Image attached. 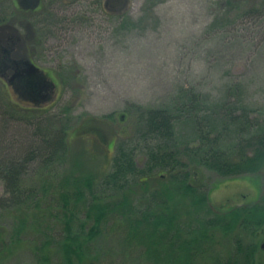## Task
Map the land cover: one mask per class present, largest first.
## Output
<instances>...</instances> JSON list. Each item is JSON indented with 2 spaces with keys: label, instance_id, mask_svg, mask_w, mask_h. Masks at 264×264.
<instances>
[{
  "label": "trees",
  "instance_id": "obj_1",
  "mask_svg": "<svg viewBox=\"0 0 264 264\" xmlns=\"http://www.w3.org/2000/svg\"><path fill=\"white\" fill-rule=\"evenodd\" d=\"M219 2L230 10L240 6L234 0ZM10 7L0 1V24L7 18L10 22ZM246 15H264V0ZM2 97L8 99L0 91V180L5 192L0 209L15 212V220L8 240L0 234V264L9 245L31 233L37 238L38 264H100L89 246L107 227L121 236L123 249L137 251L142 264H254L256 245L242 237L252 239L264 227V191L255 204L213 212L193 175L198 169L223 178L264 172V120L246 121L242 114L227 122L222 119L224 105L182 89L170 107L141 110L134 136L107 146L109 171L97 185L93 175L74 169L55 175L52 167L68 161V128L61 115L47 117L40 108L18 115L17 105ZM13 122L24 130L16 128L11 135ZM185 125L192 127L193 142L176 139V127ZM219 126L234 133L231 143L222 146ZM137 154L144 157L141 167ZM34 163L40 172L35 169L29 179ZM218 234L232 236L231 253L224 258L215 252Z\"/></svg>",
  "mask_w": 264,
  "mask_h": 264
},
{
  "label": "rangeland",
  "instance_id": "obj_2",
  "mask_svg": "<svg viewBox=\"0 0 264 264\" xmlns=\"http://www.w3.org/2000/svg\"><path fill=\"white\" fill-rule=\"evenodd\" d=\"M71 1H55L63 8L58 22L70 27V18L75 17L83 20L81 28L67 32L65 40L56 42L41 60L42 66L57 71L54 79L47 80L54 84L50 97L32 104L0 77V91L8 99L2 98L17 105L18 115L27 114L25 109L40 108L47 117L61 115L66 120L68 161L62 167H52L58 178L74 169L93 175L98 185L110 167L105 157L107 146L112 148L114 141L134 136L141 110L170 107L182 89H192L210 104L224 105L222 119L227 122L242 114L246 121L264 120V15H246L259 0H234L240 4L236 10L224 8L219 0H123L121 20L114 12L100 20L103 13L98 12L96 17L101 16L95 17L94 35L87 21L92 0L78 5ZM5 3L11 5L8 0ZM10 8L9 20L14 18L18 25L25 17L12 5ZM18 123L10 124L11 135L16 128L24 130ZM218 131L222 146L235 139L231 129L219 126ZM176 139L193 142L192 127H176ZM135 160L141 167L144 157L137 154ZM72 161L77 166H72ZM29 169V179L35 177V169L40 172L36 163ZM263 174L223 178L198 169L193 178L202 185L211 210L224 212L255 204L264 191ZM4 194L0 180V197ZM14 220L15 212L0 209V234L6 240ZM231 237L218 234L216 255L224 258L231 253ZM120 238L110 227L102 228L90 243L91 257L98 258L100 264H142L135 249H123ZM242 238L256 245L254 264H264V251L260 250L264 227L254 238ZM36 239L31 233L10 244L1 264H38Z\"/></svg>",
  "mask_w": 264,
  "mask_h": 264
},
{
  "label": "flooded vegetation",
  "instance_id": "obj_3",
  "mask_svg": "<svg viewBox=\"0 0 264 264\" xmlns=\"http://www.w3.org/2000/svg\"><path fill=\"white\" fill-rule=\"evenodd\" d=\"M55 1L9 0L13 10L20 11L25 19L17 23L19 26L14 18L9 23L0 24V77H5L14 91L35 105L50 97L54 84L47 80L54 79L57 72L42 66L41 60L48 57L56 42L65 40L67 32H77L76 28H81L79 22L83 21L70 18V27L59 23V13L63 12V8ZM81 1L71 2L78 5ZM124 11L123 0H92L87 11V21L91 26L89 32L94 35L98 12L103 13L100 20L104 16L106 20L112 12L118 14L121 20Z\"/></svg>",
  "mask_w": 264,
  "mask_h": 264
},
{
  "label": "water",
  "instance_id": "obj_4",
  "mask_svg": "<svg viewBox=\"0 0 264 264\" xmlns=\"http://www.w3.org/2000/svg\"><path fill=\"white\" fill-rule=\"evenodd\" d=\"M260 250L264 251V243L260 245Z\"/></svg>",
  "mask_w": 264,
  "mask_h": 264
}]
</instances>
